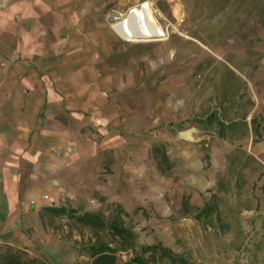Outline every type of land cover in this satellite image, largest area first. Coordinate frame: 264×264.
I'll return each mask as SVG.
<instances>
[{"label": "rangeland", "instance_id": "1", "mask_svg": "<svg viewBox=\"0 0 264 264\" xmlns=\"http://www.w3.org/2000/svg\"><path fill=\"white\" fill-rule=\"evenodd\" d=\"M93 1L94 13L79 21H94L87 31L96 35V53L103 49L99 24L111 31L106 66L121 85L107 95L110 125L90 133L94 168L71 174L80 188L48 197V207L120 215L137 249L171 252L173 258L158 253L151 264H264V163L244 148L248 113L264 87V0ZM7 2L0 0L5 41ZM144 3L156 13L160 35L132 43L118 37L107 19ZM6 54L1 46V67ZM153 147H163L167 158L160 169ZM40 217L29 247L0 248L44 264H89L87 229L41 210ZM133 256L117 252V264Z\"/></svg>", "mask_w": 264, "mask_h": 264}, {"label": "crops", "instance_id": "2", "mask_svg": "<svg viewBox=\"0 0 264 264\" xmlns=\"http://www.w3.org/2000/svg\"><path fill=\"white\" fill-rule=\"evenodd\" d=\"M93 4L7 2L10 37L0 39L8 59L0 66V244L29 247L41 231L40 210L48 207L44 197L53 200L69 187L80 188L70 175L95 166L90 133L110 125L107 95L121 84L106 66L111 31L99 24L103 49L96 53V35L87 31L94 21H79L94 13ZM257 96L244 148L264 163V87Z\"/></svg>", "mask_w": 264, "mask_h": 264}, {"label": "trees", "instance_id": "3", "mask_svg": "<svg viewBox=\"0 0 264 264\" xmlns=\"http://www.w3.org/2000/svg\"><path fill=\"white\" fill-rule=\"evenodd\" d=\"M151 154L154 157L159 155L161 163H157V168L160 169L163 164H167L163 147H153ZM166 169L169 170V165H166ZM207 210L208 207L204 206L199 211V215H205ZM41 212L52 218L65 217L71 219L78 226L90 232L91 238L85 247L89 264H117V252L128 251L133 252L134 256L123 264H151L153 257L158 253L165 258H173L171 252L160 245L139 247L137 249L134 233L124 225L122 217L118 214L110 216L108 219L99 213L75 215L74 211L67 210L64 207H46L42 208ZM0 264L44 263L36 259L25 258L21 252L11 247H4L0 248Z\"/></svg>", "mask_w": 264, "mask_h": 264}, {"label": "bare ground", "instance_id": "4", "mask_svg": "<svg viewBox=\"0 0 264 264\" xmlns=\"http://www.w3.org/2000/svg\"><path fill=\"white\" fill-rule=\"evenodd\" d=\"M149 4L137 5L138 7L133 8L125 16L113 15L114 21L110 24L113 32L118 37L131 43L139 39L159 36L160 30L152 16V14L156 15V13L150 9Z\"/></svg>", "mask_w": 264, "mask_h": 264}, {"label": "water", "instance_id": "5", "mask_svg": "<svg viewBox=\"0 0 264 264\" xmlns=\"http://www.w3.org/2000/svg\"><path fill=\"white\" fill-rule=\"evenodd\" d=\"M113 21H114V19H113L112 16H110V17L107 19L108 24H111ZM52 207H55V204H53Z\"/></svg>", "mask_w": 264, "mask_h": 264}, {"label": "built area", "instance_id": "6", "mask_svg": "<svg viewBox=\"0 0 264 264\" xmlns=\"http://www.w3.org/2000/svg\"><path fill=\"white\" fill-rule=\"evenodd\" d=\"M229 2L237 1V0H227ZM44 200H47V197H44Z\"/></svg>", "mask_w": 264, "mask_h": 264}]
</instances>
